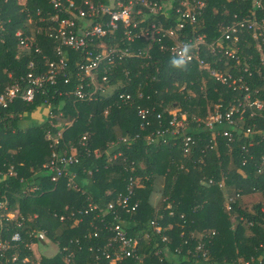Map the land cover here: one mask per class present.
Segmentation results:
<instances>
[{"label": "trees", "instance_id": "1", "mask_svg": "<svg viewBox=\"0 0 264 264\" xmlns=\"http://www.w3.org/2000/svg\"><path fill=\"white\" fill-rule=\"evenodd\" d=\"M206 2L199 30L206 33L207 40L221 35V25L243 17L264 18V0L260 6L253 0ZM38 10L48 14L53 8L48 0H0V18L9 19L8 31L0 36V79L5 78L7 70L16 74L30 71L32 60L38 65L33 69L36 74L48 69L47 58L58 60L59 41L44 31L37 32ZM165 14L161 12L156 18L167 26L178 24L175 8L167 9ZM186 27L192 29L188 23ZM18 29L23 31L22 36L37 38L41 52L33 46L19 48L15 34ZM253 32L252 28H243L239 33L237 58L202 52L223 73L243 76L237 85L248 86L250 100L259 98L263 103L262 108L246 104L245 111H235L234 124L223 119L210 128L205 121L216 106L223 114L231 106H239L245 101V89L216 80L197 62L183 61L170 49H161L158 42L148 55L142 52L125 56L115 67L106 69L110 86L102 100L88 102L72 94L59 95V89L75 86L73 82L65 83L60 74L57 84H49L33 102L15 100L7 108L0 107V170L7 173L0 179V199H8L10 207H19L18 220H25L23 226H18L16 220L8 221V235L20 231L24 238L12 250L20 252L19 263L36 264L29 244L38 243L50 250L43 253V264H65L69 252L74 254L73 264H112L101 253L96 258L98 249L112 234L96 214L103 215L108 202L127 191L130 177H140L131 198V203H138L137 209L117 211L122 228L139 243L133 255L117 264H264V199L255 201L251 208L245 205L246 197L258 193L264 196V169L259 168L264 155V37H255ZM123 37L119 29L104 40L109 45L119 41L137 53L148 45L143 38L128 43ZM165 42L171 44L172 40L167 37ZM63 49L68 69L75 70L77 61L83 60L81 53ZM120 92L131 93L132 98H120ZM46 99L53 102L56 126H51L49 120L38 122L32 118L34 112L45 107ZM139 107L150 113L143 117ZM172 109H179L176 117ZM182 115L187 118L182 120ZM175 118L187 123L176 126L171 123ZM70 120L72 123L66 124ZM63 124L65 137L53 147L45 132H56ZM175 129L177 133H173ZM225 130H231V139L223 134ZM187 135L193 140L186 151ZM121 137L126 140H119ZM54 149L78 155L68 170L69 175L75 174L73 181L80 189L74 188L68 176L51 179L52 172L43 164L51 159ZM116 152L122 155L110 160ZM11 169L16 174H9ZM160 179V198L154 203ZM229 197L233 198L230 208L225 204ZM90 202L98 203L99 208L85 213ZM78 209H82L78 224L73 217L59 219L61 214ZM33 214L38 217L29 219ZM104 217L108 221L118 218L111 212ZM91 220L101 227L100 235H94ZM40 229L46 230L53 246L39 240L36 231ZM64 245L68 250L49 255ZM25 256L32 259L21 262Z\"/></svg>", "mask_w": 264, "mask_h": 264}, {"label": "built area", "instance_id": "2", "mask_svg": "<svg viewBox=\"0 0 264 264\" xmlns=\"http://www.w3.org/2000/svg\"><path fill=\"white\" fill-rule=\"evenodd\" d=\"M254 5L260 6L261 0H253ZM53 10L48 14H42L41 10H38L39 20L36 23L37 32H45L50 37L59 41L56 47V53L59 56L58 60L47 58L45 65L48 67L44 72L36 74L33 69L38 65L35 61H30V71L18 72L17 74L11 70H7L6 76L0 79V107L7 108L15 100H24L27 102H33L39 93H45V88L49 84H57L58 77L61 74L65 83L75 84L74 88L69 90L56 91L59 95L72 94L82 101H93L96 99L102 100L110 86V78L106 69L110 70L115 67L117 61L121 60L125 56H139L140 53L145 52L148 55L149 49L154 42L160 44L161 49H170L173 54L177 55L180 59L186 62L195 61L200 64L201 68L206 69L209 75L222 83L229 84L234 88H244L246 95L244 96V102H240L239 106L233 105L230 109L223 114L219 109V106L215 107V110L209 115L205 121L206 126L213 128L217 122L227 120L229 123H236L233 118L235 111H245L246 104L262 108L263 103L259 98L250 100V88L248 86L237 85L238 81H242L243 76L234 77L230 73H223L219 69L212 65L213 61L206 59L202 52H207L216 55L217 53L224 54L228 57L237 58L236 51L239 46L236 45L237 41L241 38V32L243 28L254 30L253 35L255 37H264V18H245L241 21H236L227 25L220 26L221 35L213 40L206 39V33H202L200 27L203 24L204 12L207 6L206 0H48ZM175 8L178 18V24H170L167 26L161 19H157V14L163 12L166 13L167 9ZM166 18L168 17L167 14ZM32 21V17L29 19ZM8 20L0 18V36L8 31ZM43 22L44 24H41ZM190 24L192 29L187 30L186 24ZM119 29L123 31V40L134 42L136 39L143 38L148 41V45L145 50H140L137 53L131 47L127 45L122 46L119 41L109 45L104 38L108 34H115ZM23 31L21 29L16 30L15 34L18 37V47L21 49L31 48L32 46L36 51L41 52V47L38 45L37 38L22 36ZM241 33V34H239ZM172 40L171 44L165 42L166 38ZM3 40V39H2ZM64 47L71 48L81 53L83 60L77 61L76 69L69 70L65 56ZM147 52V53H146ZM21 54H17V58L21 59ZM75 79V80H74ZM120 98L129 100L132 98V94L128 92H120L118 94ZM54 97V96H53ZM45 108L47 112L46 120H49L51 126H56V115L52 112V100L46 99ZM241 107V108H240ZM139 113L146 117L150 111L147 108L139 107ZM107 110V109H106ZM255 112V111H252ZM62 116L63 112H59ZM160 116V115H159ZM60 117H57V119ZM61 124L62 122L59 121ZM70 120L69 123L71 124ZM176 126H183L182 121H176V118L171 121ZM66 124L61 125L56 132H52L51 129H47L45 132V138L49 141L50 145L56 147L64 139V130ZM250 130V129H249ZM248 130V131H249ZM175 129L173 133H177ZM224 135L230 139L232 137L231 130H225ZM86 135L82 140L85 143ZM126 140L125 137H121L119 140ZM192 136L187 135L184 137L185 150H188V145L192 142ZM99 152L96 151V154ZM100 154V153H99ZM122 155V152H116L110 157V160H114ZM78 155L74 153L67 154V152L59 153L54 149L51 155V159L44 163L43 166L52 172L51 179L58 181L64 176H68L69 180L73 184L74 188L80 189L78 184L73 181L75 174L69 175L68 167L71 163L78 160ZM261 170L264 169V155L261 158L259 165ZM91 172V171H90ZM7 173L0 170V179L6 177ZM9 174H16L11 169ZM140 177H130V182L127 186V191L121 193L116 199L108 202L107 208L96 214V217L100 218L104 222L106 229L110 230L112 234L108 235L106 242L102 248L98 249L96 258H100L104 255L110 260V263L117 264L124 257L131 256L135 253L139 239L135 236H129L125 229L122 228L120 223V215L118 214L121 209L128 212H133L137 209L138 203H131V198L135 193V187L138 185ZM212 182V179L209 180ZM223 186V182L219 183ZM230 201H233L232 197H229ZM10 203L8 199H0V264H21L20 252L12 251L17 248L24 240L20 231L8 235L9 225L8 221H18V226L24 225V218L18 220L17 216L10 217L8 211L10 210ZM98 203H89V208L84 210L87 213L89 210L98 209ZM118 211V213H117ZM82 209L77 211H71L70 214H61L60 220L73 217L76 222L82 220V216L78 215ZM108 212L114 213L118 218L114 220H106L104 215ZM57 216V214L55 213ZM38 214L29 219L37 218ZM90 224L94 227V235L98 236L99 229L95 220H91ZM157 230H160L158 225ZM102 229H104L102 227ZM36 234L40 241L44 244L52 243V240L47 239V233L45 229L36 231ZM51 247V246H49ZM29 248L33 252V258L36 260V264H43V251L40 253L41 257L38 259L34 255L33 243L29 244ZM68 246L64 245L62 248L56 247L55 251H52L49 255L55 256L58 252L68 250ZM93 247H91L92 249ZM69 256L65 259V264H73L72 257L73 252L68 253ZM32 259L30 256L22 258L21 262H28Z\"/></svg>", "mask_w": 264, "mask_h": 264}, {"label": "rangeland", "instance_id": "3", "mask_svg": "<svg viewBox=\"0 0 264 264\" xmlns=\"http://www.w3.org/2000/svg\"><path fill=\"white\" fill-rule=\"evenodd\" d=\"M20 1H25V0H20ZM263 58H264V55H263ZM171 112L174 114V116L176 117V115H178V112H179V109H172ZM212 114V113H211ZM210 114V115H211ZM187 118L186 115H182V120H185ZM186 122V121H185ZM185 122L183 121V124L185 125ZM187 123V122H186ZM223 182V179L222 181ZM29 192V191H28ZM264 199V196L262 194H256L255 196H252V197H246L245 198V202H246V207L247 208H251V206L254 204L255 201H261ZM225 204L227 205L228 208H230V198H226L225 200ZM16 205H11V208L10 210L8 211V214L10 217H15V215L17 216V212H19V207H15ZM36 214H33L32 216L34 217ZM16 218V217H15ZM75 224H78V222L74 221ZM48 246H53V244L49 243ZM43 247L40 246L38 243H33V249H34V255L36 256V258H40L41 255V249ZM46 247H44L43 249H45ZM47 251H50V250H44V253L47 254L48 252ZM52 252V251H51ZM50 253V252H49Z\"/></svg>", "mask_w": 264, "mask_h": 264}, {"label": "crops", "instance_id": "4", "mask_svg": "<svg viewBox=\"0 0 264 264\" xmlns=\"http://www.w3.org/2000/svg\"><path fill=\"white\" fill-rule=\"evenodd\" d=\"M31 116V115H30ZM47 117V112H46V108L43 107L40 110L34 112L32 114V118H34V120L38 121V122H43ZM163 179L158 180V182L156 183V191L153 194V201L154 203H157L159 201L160 198V188L163 185L162 182Z\"/></svg>", "mask_w": 264, "mask_h": 264}]
</instances>
